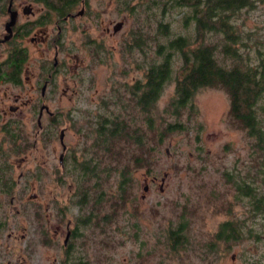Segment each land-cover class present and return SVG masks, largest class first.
<instances>
[{
  "label": "rangeland",
  "instance_id": "1",
  "mask_svg": "<svg viewBox=\"0 0 264 264\" xmlns=\"http://www.w3.org/2000/svg\"><path fill=\"white\" fill-rule=\"evenodd\" d=\"M151 1L89 0L90 12L78 18L80 25L69 23L64 30V54L68 51L64 75L77 93L71 98V93L63 95L60 83L59 87L50 88L45 99L36 103L39 106L45 102L53 111L52 116L44 112L42 130L36 121L35 104H22V99L40 98L39 90L30 92L25 81L20 85L0 83V97L9 88L21 93L19 109L0 116V142L5 143L2 150L12 162L9 173L14 179L9 190L0 183V219L5 221L4 232L25 231V239L10 241L13 248L6 253L5 262L30 251L28 264H64L55 257L62 247L66 222L70 218L76 224L80 207L77 202L82 198L79 192L84 185H90L91 200L80 207L79 215L83 217L93 210L96 218H91L87 225H79L77 232L84 234L73 243L80 246L81 239L85 240L91 263L264 264V210L255 209L250 196L254 191H264V156H259V150L243 129L229 120L228 93L222 88L202 86L192 98L194 112L181 116L165 113L163 108L173 94V76L154 104L151 117L156 127L178 120L186 128L173 126L174 130L160 142L156 140V128L148 129V117L131 99L128 88L137 80H144L150 60L155 58L147 39L156 27L157 17L163 16L152 13ZM254 2L256 6L243 8L235 16L244 35L254 32L247 40L251 54L256 44L264 42V0ZM176 11H168L163 20L170 18L174 24ZM95 13H99L97 21L93 19ZM119 20L123 25L114 34L105 31V25H110L111 32L112 24ZM141 34L146 36L145 45L130 47L134 41H140ZM9 47L10 44H0V60ZM238 47L242 51L244 46L239 43ZM117 115L128 120L132 128L136 126L145 142L143 146L130 137L116 146L114 143L115 147L99 148L102 145L94 139L96 126L102 119ZM4 122L27 138L22 150H10ZM61 128L67 146L64 172L59 168V156L64 151L59 138ZM143 147L150 163L131 166L125 183L127 195L123 194L117 186L119 169L123 164H132L130 157L141 155ZM115 151L119 153L113 156ZM95 153L99 155L97 170L103 177L97 176L79 186L78 164ZM251 165L256 168L251 169ZM20 171L23 172L18 177ZM153 177L156 179L152 180ZM242 180L256 188L249 196L237 191L236 184ZM146 183L148 189L144 190ZM94 192L98 194L97 200L92 198ZM225 221L234 225L240 222L237 239L216 237ZM181 222L185 223L183 236L178 237L177 248H173L169 229ZM42 229L52 236L47 244L32 233ZM56 230L60 231L58 236ZM250 231L254 236L247 234Z\"/></svg>",
  "mask_w": 264,
  "mask_h": 264
},
{
  "label": "trees",
  "instance_id": "2",
  "mask_svg": "<svg viewBox=\"0 0 264 264\" xmlns=\"http://www.w3.org/2000/svg\"><path fill=\"white\" fill-rule=\"evenodd\" d=\"M256 4L254 0H152L149 3V8L154 9L152 13L157 12L163 18L168 11L175 9L178 13L176 19H173L176 21L174 24L170 18L166 21L157 17L156 27L152 29L153 32L150 31L147 39V43L153 46L155 58L150 60L144 80H137L128 88L135 105L148 117V129L153 131L156 128L158 142L168 132L174 130L173 126L186 128L183 123L181 126L178 120L165 121L162 127L158 125L156 127L151 117L154 104L163 93L166 84L175 76L173 94L163 108L165 113L169 112L176 116H181L185 112L190 114L195 111L192 98L197 89L202 86L222 88L229 97V120L243 129L251 139L252 145L256 146L254 148L259 150V156H264V42L256 44L253 48L254 54H251L247 40L253 37L254 32L247 31L244 35L236 25L235 17L239 10ZM145 39L146 36L142 37L141 34L140 41H134L130 47L142 48ZM239 43L244 46L242 51L239 50ZM130 121L133 122V119ZM135 127L132 128L129 121L119 115L111 119L105 118L96 126L94 139L102 145L99 148L104 150L106 146L107 149L112 148L119 141H126L130 137L135 139L138 146H143L145 142L140 138L141 132ZM143 131L145 132L144 129ZM113 153H115L113 156H116L119 152ZM98 157L99 155L96 156L95 153L94 156L85 157L78 164L76 175L79 177L76 181L79 186L82 183H89L92 178L95 180L97 176L103 177L97 170L100 168ZM130 160L132 164H123L119 169L117 180L119 190L126 195L125 183L129 178L131 166L150 163L144 147L141 155H132ZM251 167L256 168L254 165ZM239 182L236 188L240 194L249 196L256 189L244 180ZM89 187L90 185H84L79 192L82 197L78 201L81 208L91 200ZM94 194L92 198L97 200L98 194L96 192ZM250 196L254 199L255 209L263 211L264 191L259 194L254 191ZM91 218H96L93 210L83 217L78 215L77 229L79 225H87ZM184 224L181 222L169 229L168 238L173 248H177L175 244L178 237L183 236L181 233ZM240 225V222L235 225L229 221L222 222L216 237L223 240L237 239L238 235L235 233H240V228L237 227ZM74 233L79 232L75 229ZM251 233L252 231L247 234L254 236V233ZM87 246L83 239L80 242V251ZM71 261L72 264H78L77 257Z\"/></svg>",
  "mask_w": 264,
  "mask_h": 264
},
{
  "label": "flooded vegetation",
  "instance_id": "3",
  "mask_svg": "<svg viewBox=\"0 0 264 264\" xmlns=\"http://www.w3.org/2000/svg\"><path fill=\"white\" fill-rule=\"evenodd\" d=\"M88 4L89 0H0V14H3V19L0 23V44H10L7 54L1 56L0 83L4 81L20 85L25 81L30 92L35 93L39 90L40 98L31 96L22 99V104H35L33 109L34 112H37L36 121L41 130L43 128L42 116L47 113L52 116L53 111L45 102L40 103L39 106L36 103L45 99L50 88L61 85L60 88L63 95L71 93L69 95L70 98L77 93L74 86H70L67 83V76L64 75V64L68 63V56L66 55L68 51L64 54V30L66 27L68 28L69 23L77 26L80 25L78 18H82L86 13L90 12ZM97 14L99 13L93 14L95 21H97ZM119 21L123 25V21ZM110 22H113L112 18H110ZM116 24L117 22L112 24L111 28L113 29L111 32L110 25H105V31L110 35L114 34L116 32L114 28ZM30 52L32 53L31 55ZM30 56L32 59H29ZM22 73H25V75H21ZM59 74H62L61 78H58ZM9 89H7L5 96L0 97V116L2 117L10 115L20 107L21 93L14 92L11 88ZM3 98L4 100H2ZM44 112L46 113L44 114ZM2 127L8 133L7 140L9 143L7 142V144L10 145V150L12 152L18 151L19 148L22 150L27 143V138L19 133V130H15V128L12 130L8 122H4ZM60 141L62 147L64 145V151L61 155L59 154V161L61 163L59 168L64 172V152L67 146L63 138ZM4 144V142H0V183L5 190H9L12 188L14 179L9 173L12 162L6 159L7 154L2 150ZM22 172L20 171L18 177L22 175ZM155 179L156 177L152 178V180ZM30 195L36 196L35 193H30ZM79 209L76 218L79 215ZM72 223L74 225V222L68 218L66 233L62 240V247L57 250L56 261L58 263L64 261V264H72L71 260L77 257L78 264H94L91 263L88 256V246L87 248H82L80 251V247L74 245L73 240L78 235L84 233H74L75 229L77 232V226L75 224L71 228L70 225ZM4 224L5 221L0 219V264H6V262L7 264H11V262L12 264H28L27 260H31L32 256L30 251H26V255L22 252L15 260L11 258L5 262L6 253L12 251L13 248L10 241L12 240L15 243L19 239H25V231L16 232L10 230L4 232L2 230ZM32 233L36 234L38 241L43 239L42 241L46 244L49 238L52 240L50 232L46 229H42V231L35 230ZM59 234L60 231L56 230L55 236ZM21 249L20 247V252Z\"/></svg>",
  "mask_w": 264,
  "mask_h": 264
},
{
  "label": "water",
  "instance_id": "4",
  "mask_svg": "<svg viewBox=\"0 0 264 264\" xmlns=\"http://www.w3.org/2000/svg\"><path fill=\"white\" fill-rule=\"evenodd\" d=\"M121 24H122V22H121V21H118L117 24H116V26H115L114 28H115V29L119 28V27L121 26ZM63 134H64V130L62 129V130L60 131V139L63 138ZM63 148H64V145H63ZM143 189H144V190H147V189H148V183H146V184L144 185Z\"/></svg>",
  "mask_w": 264,
  "mask_h": 264
}]
</instances>
